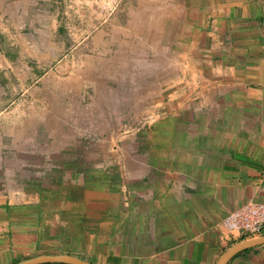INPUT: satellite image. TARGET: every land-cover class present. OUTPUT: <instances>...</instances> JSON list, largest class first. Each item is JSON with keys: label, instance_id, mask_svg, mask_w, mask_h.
<instances>
[{"label": "crops", "instance_id": "obj_1", "mask_svg": "<svg viewBox=\"0 0 264 264\" xmlns=\"http://www.w3.org/2000/svg\"><path fill=\"white\" fill-rule=\"evenodd\" d=\"M263 138L264 0H0V264H264Z\"/></svg>", "mask_w": 264, "mask_h": 264}, {"label": "built area", "instance_id": "obj_2", "mask_svg": "<svg viewBox=\"0 0 264 264\" xmlns=\"http://www.w3.org/2000/svg\"><path fill=\"white\" fill-rule=\"evenodd\" d=\"M93 11L108 15L111 9L104 6H92ZM109 10V12H106ZM264 147V138H263ZM264 229V201L249 200L227 211L219 221L222 241H228L235 235L258 234Z\"/></svg>", "mask_w": 264, "mask_h": 264}, {"label": "rangeland", "instance_id": "obj_3", "mask_svg": "<svg viewBox=\"0 0 264 264\" xmlns=\"http://www.w3.org/2000/svg\"><path fill=\"white\" fill-rule=\"evenodd\" d=\"M83 3L82 2H79L78 4V10H75V11H70L68 10L66 14H64V16H62V28H63V34L62 35V39L64 40V44L66 46H76L78 43L82 42L84 39H85V35L86 33L84 32H81L82 33V37L79 36V32L82 30V29H86L87 27L84 26V22H85V17H83V10H85V8L82 6ZM82 8V10H80ZM93 13L97 14L99 13V16L97 14V19L95 18V23L96 24H100L102 22H104V20L107 18L108 15H102L100 12H94ZM101 14V15H100ZM83 18V19H82ZM87 32V31H85ZM68 47V48H69ZM126 114H124V117H123V121H122V124L123 125H126L127 124V121L128 119H130L128 116L125 117ZM117 121L116 118H109V122L111 123L112 122V125ZM51 141V139H50Z\"/></svg>", "mask_w": 264, "mask_h": 264}, {"label": "water", "instance_id": "obj_4", "mask_svg": "<svg viewBox=\"0 0 264 264\" xmlns=\"http://www.w3.org/2000/svg\"><path fill=\"white\" fill-rule=\"evenodd\" d=\"M253 241L260 242L261 240H264V235H261L259 238L252 239ZM238 244H234L233 246L227 248L222 252L219 259L217 260L216 264H223L230 255L238 248ZM42 262H64L69 264H93L88 260H85L77 255L70 254V253H64V252H57V253H42L37 254L31 257H28L26 259H23L21 261H18L14 264H37Z\"/></svg>", "mask_w": 264, "mask_h": 264}, {"label": "trees", "instance_id": "obj_5", "mask_svg": "<svg viewBox=\"0 0 264 264\" xmlns=\"http://www.w3.org/2000/svg\"><path fill=\"white\" fill-rule=\"evenodd\" d=\"M264 231V229H263ZM37 264H69V263H64V262H42V263H37Z\"/></svg>", "mask_w": 264, "mask_h": 264}]
</instances>
